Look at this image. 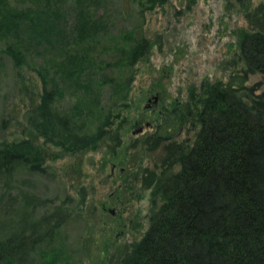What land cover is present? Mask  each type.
<instances>
[{"label": "trees", "instance_id": "16d2710c", "mask_svg": "<svg viewBox=\"0 0 264 264\" xmlns=\"http://www.w3.org/2000/svg\"><path fill=\"white\" fill-rule=\"evenodd\" d=\"M28 1L16 6L0 0V51L20 67L30 55L27 41H35L55 49L59 60L38 71L41 91L26 110V127L41 142L0 141V264H31L52 248L69 215L63 201L51 203L17 184V177L45 174L48 159L95 148L109 132L108 108L92 131L76 123L90 111L81 98L92 88L86 69L93 60L85 49L106 24L95 12L98 0H71L69 25L59 22L65 20L59 0ZM244 17L247 26L235 31L238 66L224 80L191 87L187 99L167 109L144 136L148 147L163 142L164 154L159 174L147 171V227L119 264H264V89L248 82L253 72L264 76V0L245 9ZM150 45L128 30L113 47L112 63L131 68ZM65 80L82 92L68 113L54 106ZM181 126L194 129L190 143L172 139Z\"/></svg>", "mask_w": 264, "mask_h": 264}, {"label": "rangeland", "instance_id": "374dc122", "mask_svg": "<svg viewBox=\"0 0 264 264\" xmlns=\"http://www.w3.org/2000/svg\"><path fill=\"white\" fill-rule=\"evenodd\" d=\"M258 1L98 0L94 4L106 24L85 49L93 60L86 69L92 88L81 98L90 111L76 123L92 131L108 108L110 121L105 128L109 132L95 148L48 159L45 174L17 177L21 187L51 203L63 201L69 212L52 248L36 255L31 264H119L129 244L147 227L152 206L145 185L147 171L159 174L164 154L163 142L148 147L142 142L144 136L154 130L167 109L187 99L191 87L203 79L224 80L233 65L238 66L233 62L235 31L247 26L244 10ZM9 2L23 6L29 1ZM58 2L65 17L59 22L69 25L71 0ZM128 30L142 33L151 42L145 56L131 68L112 63L116 57L113 47ZM27 42L30 55L20 67L0 51V141L29 137L41 142L26 127V110L41 91L38 71L59 56L53 48ZM97 59H103L100 65ZM105 60L109 65H102ZM113 82L119 85L112 86ZM248 82L264 89V76L258 72L251 73ZM81 95L65 80L54 106L68 113ZM193 131L181 126L172 139L190 143Z\"/></svg>", "mask_w": 264, "mask_h": 264}, {"label": "water", "instance_id": "95a60500", "mask_svg": "<svg viewBox=\"0 0 264 264\" xmlns=\"http://www.w3.org/2000/svg\"><path fill=\"white\" fill-rule=\"evenodd\" d=\"M152 98L155 100L156 99V95H153Z\"/></svg>", "mask_w": 264, "mask_h": 264}]
</instances>
